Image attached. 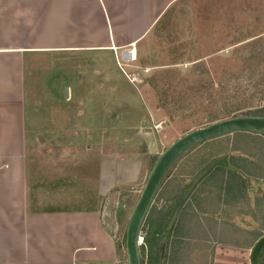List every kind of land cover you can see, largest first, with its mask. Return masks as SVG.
<instances>
[{
    "label": "rangeland",
    "instance_id": "1",
    "mask_svg": "<svg viewBox=\"0 0 264 264\" xmlns=\"http://www.w3.org/2000/svg\"><path fill=\"white\" fill-rule=\"evenodd\" d=\"M123 52H31L23 61L29 205L94 201L120 239L154 154L225 107L241 106V116L264 107V0H179L132 48L134 60ZM141 151L137 185L99 192L103 176L119 177Z\"/></svg>",
    "mask_w": 264,
    "mask_h": 264
},
{
    "label": "crops",
    "instance_id": "2",
    "mask_svg": "<svg viewBox=\"0 0 264 264\" xmlns=\"http://www.w3.org/2000/svg\"><path fill=\"white\" fill-rule=\"evenodd\" d=\"M177 1L0 0V264L117 261L100 209H29L25 54L136 48ZM144 152L133 153L137 164L124 166L119 177L103 176L108 179L99 192L137 185ZM161 184L157 206L171 216L161 247L166 264L250 262L251 248L264 235L263 135L234 132L203 141Z\"/></svg>",
    "mask_w": 264,
    "mask_h": 264
},
{
    "label": "water",
    "instance_id": "3",
    "mask_svg": "<svg viewBox=\"0 0 264 264\" xmlns=\"http://www.w3.org/2000/svg\"><path fill=\"white\" fill-rule=\"evenodd\" d=\"M239 131L264 132V116H236L190 130L174 140L158 155L130 212L126 225L125 255L127 264H141L138 235L155 194L173 162L193 145ZM263 246L264 235L251 248L250 264H259L258 254Z\"/></svg>",
    "mask_w": 264,
    "mask_h": 264
},
{
    "label": "trees",
    "instance_id": "4",
    "mask_svg": "<svg viewBox=\"0 0 264 264\" xmlns=\"http://www.w3.org/2000/svg\"><path fill=\"white\" fill-rule=\"evenodd\" d=\"M170 9V7H169ZM168 11V10H167ZM165 11L162 16L159 18V20L156 22V24L162 19V17L166 14ZM155 24V25H156ZM197 67H203L201 69L200 73H205L204 66L202 64L198 65ZM241 106H235L234 108L230 107H225L222 115L219 116L217 115H210L208 117V122H215L216 120H221L224 118H231V117H236V116H241L243 113H238V111L241 109ZM247 114L244 116H264V107L261 109H253L249 110L246 112ZM236 133H245V132H236ZM248 134H255L253 132H246ZM260 135L264 136V132L260 133ZM200 143L193 145L192 147L188 148L185 152H183L172 164L170 168L173 167V165L176 163V161L187 151L193 149ZM158 155H154L152 159V165L155 162L156 158ZM170 168L167 170L164 178L166 175H168ZM163 178V180H164ZM162 180V181H163ZM162 183V182H161ZM160 184V188H161ZM158 195L155 196L154 202L150 206L148 213L143 221V224L141 226V233L143 237V243L139 245V251H140V256H141V264H166L165 261V256L161 255V247L162 244L165 242V239L167 240L168 232H167V227L170 224V219L171 216L170 214L166 213H161V211L158 209L157 203H158ZM34 204V203H33ZM35 205V204H34ZM29 209L32 211H47V212H52V211H63V210H71L75 209L77 211L85 210V211H95L98 210L99 208L95 205L94 201L89 200L84 208L83 207H78L76 206L75 208L71 209H64V208H55V207H32L29 205ZM115 245V252L117 257H119L122 260V257H125V233L122 239L118 241H114ZM258 262L259 264L264 263V246L261 249V251L258 254ZM119 264V263H118Z\"/></svg>",
    "mask_w": 264,
    "mask_h": 264
},
{
    "label": "built area",
    "instance_id": "5",
    "mask_svg": "<svg viewBox=\"0 0 264 264\" xmlns=\"http://www.w3.org/2000/svg\"><path fill=\"white\" fill-rule=\"evenodd\" d=\"M130 53H132V49H131V50L124 51L123 54H122V57H121L122 60H123L124 58L129 59V54H130ZM133 57H134V55L131 54L129 60H134V59H132ZM111 236H112V238H113V241H118V240H120V238H119L118 236H116L115 234H114V235H111ZM138 239H139V245L142 244V243H143V237H142V233H141V231L139 232ZM118 263H120V260H119L118 257H117L116 264H118Z\"/></svg>",
    "mask_w": 264,
    "mask_h": 264
},
{
    "label": "bare ground",
    "instance_id": "6",
    "mask_svg": "<svg viewBox=\"0 0 264 264\" xmlns=\"http://www.w3.org/2000/svg\"><path fill=\"white\" fill-rule=\"evenodd\" d=\"M130 50H131V49H130ZM129 59H130V55H129ZM129 59H127V58H124V60H123V61H129ZM132 59H135V58L133 57Z\"/></svg>",
    "mask_w": 264,
    "mask_h": 264
}]
</instances>
